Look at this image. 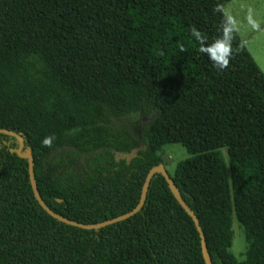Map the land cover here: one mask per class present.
<instances>
[{
	"label": "trees",
	"instance_id": "1",
	"mask_svg": "<svg viewBox=\"0 0 264 264\" xmlns=\"http://www.w3.org/2000/svg\"><path fill=\"white\" fill-rule=\"evenodd\" d=\"M228 1L0 0V128L22 137L49 208L82 223L123 214L162 145L179 143L189 156L170 176L212 264H264V73ZM226 27L233 52L221 71L191 30L207 47ZM18 146L0 132V264H206L162 174L135 214L83 229L41 207ZM233 219L242 260L230 251Z\"/></svg>",
	"mask_w": 264,
	"mask_h": 264
},
{
	"label": "rangeland",
	"instance_id": "2",
	"mask_svg": "<svg viewBox=\"0 0 264 264\" xmlns=\"http://www.w3.org/2000/svg\"><path fill=\"white\" fill-rule=\"evenodd\" d=\"M223 12L264 73V0H230L224 5ZM158 154L162 159L161 165L169 174L173 173L178 161L189 156L179 143L163 144ZM232 229L230 251L242 260L247 249L243 228L233 219Z\"/></svg>",
	"mask_w": 264,
	"mask_h": 264
},
{
	"label": "water",
	"instance_id": "3",
	"mask_svg": "<svg viewBox=\"0 0 264 264\" xmlns=\"http://www.w3.org/2000/svg\"><path fill=\"white\" fill-rule=\"evenodd\" d=\"M0 132L8 133V134H11V135H14L15 137H17V139L19 141V146H18L16 153L19 157L27 159L30 184H31L34 196L37 199L38 203L41 205V207L48 214H50L52 217L58 219L59 221H62L64 223H67V224H70L73 226H77V227H80L83 229H97L100 227H104L106 225L118 222L120 220H123V219L135 214L144 205V202L146 200L148 185H149V182H150L152 176L155 173L162 174L164 176L171 192L173 193L174 197L176 198V200L180 203V205L184 208V210L193 219L195 226L199 232L200 238H201V249H202L203 258H204L206 264H212L211 259H210V255L207 251L205 236L203 234V231L201 230L198 219L196 218L195 214L189 209V207L187 206L185 201L182 199L177 187L175 186L174 182L172 181L170 174L165 170V168L161 164L157 165V166H153L152 168H150L148 170V172L144 178L143 184H142L139 202L137 203V205L134 208H132L131 210H129L123 214H120L118 216H115L113 218H110V219H107L104 221H99L96 223H82V222H77V221H74L72 219L66 218L62 215H59L58 213L54 212L51 208H49L47 206V204H45V202L43 201V199L41 198V196L37 190V185H36V182L34 179L32 154L29 150L22 152V149L24 147V141H23L22 137L19 134H17L16 132H14L12 130L5 129V128H0Z\"/></svg>",
	"mask_w": 264,
	"mask_h": 264
},
{
	"label": "clouds",
	"instance_id": "4",
	"mask_svg": "<svg viewBox=\"0 0 264 264\" xmlns=\"http://www.w3.org/2000/svg\"><path fill=\"white\" fill-rule=\"evenodd\" d=\"M192 35L196 37L201 43L200 51L203 53H208L209 59L213 62L214 66L218 70H226L229 67L231 58H232V48H231V37H229V28L224 29V36L221 39H218L214 44L204 47L205 37L201 35L199 31L195 28H192ZM184 50L183 48L181 49ZM54 137H45L42 141L43 146L51 147L52 140Z\"/></svg>",
	"mask_w": 264,
	"mask_h": 264
}]
</instances>
